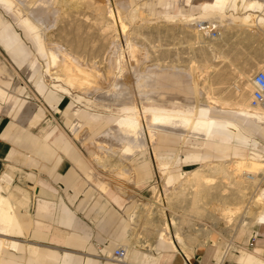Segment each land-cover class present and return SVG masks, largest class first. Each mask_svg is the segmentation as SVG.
I'll use <instances>...</instances> for the list:
<instances>
[{
  "label": "bare ground",
  "instance_id": "obj_1",
  "mask_svg": "<svg viewBox=\"0 0 264 264\" xmlns=\"http://www.w3.org/2000/svg\"><path fill=\"white\" fill-rule=\"evenodd\" d=\"M194 1L201 3L203 13H192L185 0L180 1V11L175 14L166 11L170 7L160 6L157 1L138 2L134 8L129 0H0V8L11 12L15 24L24 32L25 39L36 48L21 67L19 78L23 74L33 80L38 68L35 58L42 57L44 64L40 84L48 85L55 92L76 101L78 105H75V113L81 108L80 105H84L88 109H108L119 117L105 133L106 139L95 142L98 146L117 151L120 147L121 151L117 154L126 160L140 154H147L150 158L154 196L148 201H142L132 194L128 196L132 201L131 245L123 261L114 260L113 252L106 254L108 260L126 264L128 258H133L138 250L143 249L151 255L155 244L163 242L175 249L185 264L184 256L189 259L184 252L186 247L195 248L219 242L220 236L229 243L240 242L250 229L264 220V153L255 147V139L236 121L219 119L211 114L212 110L233 111L264 127V106L252 105L256 88L254 75L264 71V65L257 68L259 71H240L233 81L221 82L218 66L213 63L219 62L221 41L225 40V34L221 36L218 31V36L211 37L199 28V23L203 21L225 24L232 21L243 29L259 27L264 31V0ZM231 1L237 5L238 13H225ZM81 4L89 7L96 4L94 17L88 15L87 11L83 13V10L80 11L81 16L75 15L77 11H72L74 16L70 14L73 8ZM153 4L156 11L162 10L165 24H159L158 14L154 15L157 17L155 19L151 17L150 6ZM183 5L188 8L185 10ZM249 10L259 14L240 13ZM65 14L79 20L77 28L81 34L75 35L80 36L79 40L67 39L65 43L60 36L61 42L53 34L54 29L50 36H46V31L56 24L58 17ZM74 20L70 22L74 23ZM153 20L158 23L151 25ZM133 21L137 25L131 26ZM173 23H179L181 31L189 37L186 40L190 50L187 62L180 64L173 59L171 62L162 61L158 54L154 55L152 62H145L148 54H145L146 43L149 44L148 49L154 48L161 35L173 33ZM92 29L98 35L96 39L106 40L103 44L106 50L98 47L100 52L96 50V53L100 56L101 51L105 50L103 56L97 57L93 53L87 58V51L82 52L89 45L84 40V33L89 34ZM89 50L91 52L93 49ZM198 51H201V59L194 56ZM0 73L14 78L9 86L0 82L1 98L23 87L1 58ZM227 87L234 88L236 102L232 103V99L223 97ZM105 101H109V104H104ZM36 106L29 100L26 113L30 114ZM219 130H227L235 135L236 143L215 142V152L191 171L175 172L174 161L178 157H168L169 160L160 158L150 149L157 143L160 132L178 135L185 142L188 137L208 140ZM90 154L94 155V152L91 150ZM3 182L0 184V230L10 233L12 229H18L22 233L29 223L21 209L5 194L9 190V179ZM122 193L126 195L128 192ZM213 199L220 202L218 217H214L217 212L213 215L207 211L206 206ZM207 215L214 219L213 226H207ZM223 218L226 220L225 226H220ZM0 243L16 245L8 240ZM235 248L241 247L237 245Z\"/></svg>",
  "mask_w": 264,
  "mask_h": 264
},
{
  "label": "crops",
  "instance_id": "obj_2",
  "mask_svg": "<svg viewBox=\"0 0 264 264\" xmlns=\"http://www.w3.org/2000/svg\"><path fill=\"white\" fill-rule=\"evenodd\" d=\"M142 1H157L161 5L176 8L177 12L180 11L181 0H129L133 7ZM185 2L192 13H203L200 2L194 0H185ZM196 6L200 9L199 12L193 10ZM240 6L241 4L238 7ZM236 8L237 5L231 1L226 6L225 13H238ZM249 12L259 14L255 10L240 11V13ZM219 24L226 33L223 38L225 40L221 41L219 64H215L218 66L220 81H233L240 71H259L257 68L264 65V42L261 47L256 30L262 33L264 31L259 27L243 29L232 21L226 24L219 22ZM25 40L16 31L13 23L5 20L0 12V44L19 70L33 54V49ZM2 62L6 65L3 60ZM12 71L16 74V71ZM13 79L0 73V82L6 86H9ZM27 80L34 84L37 93L44 96L53 109L63 112L65 124L73 136L61 125H54L52 118L46 121V126H42L39 132L32 130L40 127L41 122L46 119V111L43 107L36 106L30 114L26 113L29 99L23 97L27 93L25 87L21 86L22 88L16 92L10 91L4 101L5 97L0 96V164L1 161H8L6 169L0 174V184L4 183V179H9V190L5 194L21 209L29 223L22 233H19L18 229H12L10 233L0 230V242L8 240L16 243L10 246L0 243V264H124L108 259L103 261L100 253L104 255L112 253L117 247H124L127 250L131 245L132 201L108 181L94 174L93 168L82 154L83 150L76 143L80 141L87 147V145H97L95 142L98 140L104 141L105 133L115 125L119 117L113 114L105 117L101 113H94L82 107L77 114L74 109L78 104L71 97L55 93L48 85H41L40 81L36 80V76L34 81ZM225 92L227 93L223 94V97L232 99V103L236 102L237 97L233 87L225 88ZM64 97H69L70 101L61 110L60 104ZM213 111L218 110H212L211 114ZM218 112L225 114L218 117L223 120L237 121L241 116L228 110ZM237 123L251 134L256 141L257 149L264 153V149L260 147V142L255 137L258 134L264 138V134L244 127L241 122ZM232 135L227 130H219L208 140L200 138L192 140L193 137H188L184 142L178 135L160 132L157 143L150 149L160 158L169 160L178 157L179 160L174 161V169L183 171L181 168L183 164L199 163L196 155L204 154L206 151L215 152L217 142L227 143L230 138L233 142L235 137ZM182 142L196 144L198 147L189 149L187 154L182 155ZM104 148L116 154L121 151L120 147L118 151ZM95 154L94 152L95 159L98 160ZM47 159L56 161L54 170L42 164L41 160ZM104 161L106 160H102ZM129 161L136 164L134 170L137 173L138 185H143L153 178L150 158L147 154L137 155ZM113 162L117 163L119 159L115 158ZM22 171L26 175H21ZM30 188L33 189L31 192ZM33 202L35 209L32 207L34 213H31L29 206ZM253 238L255 242L252 241ZM241 242L244 245H238L241 248L232 250L231 256H229L232 252L229 246H225L220 253L221 241L195 248L186 247L184 252L193 264H264V220L254 229H250L238 243ZM248 244L253 250L246 248ZM152 254L148 255L140 249L133 258H128L126 264H160L161 261L183 264L176 250L163 242L155 244ZM214 256L218 262L212 259Z\"/></svg>",
  "mask_w": 264,
  "mask_h": 264
},
{
  "label": "rangeland",
  "instance_id": "obj_3",
  "mask_svg": "<svg viewBox=\"0 0 264 264\" xmlns=\"http://www.w3.org/2000/svg\"><path fill=\"white\" fill-rule=\"evenodd\" d=\"M159 5L161 6V4H159ZM94 6L89 7L86 4H84V5L81 4V5H79L78 8H75V9L73 8V10H71L70 14L71 15L73 14V16H74V13L72 11H75V13L77 11V13L78 12L79 13L78 14L76 13L75 15H80L81 14L80 11L83 10V13H85V11H87L88 15L91 14L90 16L91 17H94V14H95V7ZM84 7H86L85 8L86 10H84ZM150 7H152L151 8L152 10L150 12V14L152 15L151 17H153V19H155L157 17H155L154 15H157L158 14L159 15L158 16L159 19H157V21L159 22V24L160 25H162V23L165 24L166 22L163 20L162 15H161L162 14V10L156 11L155 8H154V4H153V6H150ZM88 8H89V10H88ZM183 8L186 10L188 8V6L187 5L186 6L183 5ZM92 9H93V11H92ZM4 10L5 9L0 8V12H1L2 16L5 18V20H8V21L12 22L13 23V26L16 29V31H18L20 33V35L25 39L24 32L22 31V29L20 28V26H18L17 24H15L16 22H14L15 20H14V17L11 16L12 15L11 12L10 11H7V10L4 11ZM193 10L195 12H199L200 11V9L197 6L194 7ZM166 11H170V13H172V14L177 13V9L176 8H173V7H170L169 9L166 8ZM92 13H93V15H92ZM70 14H65V15H63L61 17L59 16L58 19H57L56 24L51 29H49L50 31L49 30L46 31L48 33V35H46V36H50L53 33V31L55 30L53 34L54 35L56 34L55 36H56V38L58 37L59 41H61L63 39L62 41L66 43L67 39L70 40V39L77 38V40H79L80 36L79 37L78 36H75L77 34H81V33H79V29L77 28V25H78L77 24L78 23L77 21H79V20H74L72 18L73 16H71V17L69 16ZM65 18L68 21L64 20ZM60 19H61V21L59 23V20ZM71 20H74V23L73 22H70ZM153 21L151 22V25H154V24L156 25V22L157 21L156 20H153ZM57 23L60 24V27L58 26L59 24H57ZM211 23H213V22H211ZM214 23L213 24L217 27V30L221 33V35H224V34L226 35V33H225L222 25H220L218 22H214ZM135 25H137V22L135 24V21H133L131 23V26H135ZM56 26H58V27H56ZM64 26L65 27L68 26V27H66V29L64 30V28H65ZM172 26L173 27L175 26L173 33L172 34H168V35L167 34L166 35H161V38L157 39L158 41L155 42V45L156 44L157 45L154 48L149 47V49H148L149 44H148V42L146 43L145 54L146 53H148V54H146L147 57L145 56V60L147 59V61H145V62H152V59H153L154 55H156V54H158L163 59L162 61H166L167 62V61H170V60L171 61L175 60L177 63L179 62L180 64H185L187 62V59L189 57L188 56L189 55V52L188 51H190V50L188 48V44H187L186 40H187V38L189 40V37H187V35H186L185 32L181 31V28L179 26V23H175V24L173 23ZM49 32H50V34H49ZM55 32H57V33H55ZM256 33L259 36L260 46L262 47L263 46L262 44L264 42V33H262L261 31H258V30H256ZM57 34H59V35H57ZM86 34L87 33H84V35L86 36V39H84V40L86 41L87 45L89 44L88 45V46H90L89 48L90 49L91 48L93 49V50H91V52H90V50L88 52V49L89 48L87 46L86 47L87 50L86 49H84V51L82 50V52H86L87 51L85 53L86 56L89 55L91 57V55L93 53H95L94 55H96L98 52H100V49L99 48H101V47H102L101 50L105 49V48H103V46H104L103 44L106 42V40H103L104 38H101L102 40L99 39V38L96 39V36H98V35H97V33H96V31L94 29H92L89 32V34H87L91 38H94L95 37L93 40L91 38H89ZM64 35H66V36H64ZM60 36H61L62 39L59 38ZM65 37H67V38H65ZM26 42L31 47V49H33L34 51L36 50V48L34 47V45H32L31 42L30 43H29V41H26ZM92 42H94V44ZM95 44L96 45L98 44V45L95 46ZM95 47H96V49H95ZM185 47H187V48H185ZM94 50H95V52H94ZM96 50H98L97 53H96ZM146 50H147V52H146ZM186 50H187V52H186ZM79 51H81V50H79ZM104 51H101L102 54H103ZM165 51H167V52H165ZM199 52H200V54H199ZM196 53H197V55H194V56H196V57L198 56V58L201 59L202 58V57H200L201 56V51H198ZM102 54L100 53V56H103ZM85 55H83V56L86 58ZM98 56L99 55L97 54V57ZM104 56L106 57V55H104ZM0 57L6 63L7 66L8 65L10 66V67L8 66V68H10L11 70L16 71L15 76H16V80H17L19 78V72L21 73V71L19 70V68L16 65V63L12 60L11 56L7 53V51L2 47L1 44H0ZM87 58H88V56H87ZM258 58H260V57L258 56ZM35 59H36V63H37L36 65H38L37 74H36V80H38V81L41 82V79H42V65L44 64V62H43L44 59L42 57H40V56H37ZM213 64H219V62L218 61H215ZM101 66H103V65H101ZM110 72L111 71H109V73ZM27 79L28 78H26V75H23V74L19 78V81H20L19 82V85L25 87L26 92H27L23 97L24 98L26 97L28 99L30 98L29 99L30 101H32L35 104H37V106L43 107L45 109V111H46V119H44L41 122L40 127H38V128H32V130L34 132H39V129L42 126H46V124H45L46 121L49 118H52V121H53V124L54 125H61L71 136H73L72 133H71V131H70V129H69V127L66 126V124H65V115L63 114V112H58V114L56 115L55 114L56 110L53 109L52 105L48 102V100L44 96L39 95L37 93V91H36V88H35L34 84L31 83V82H28ZM29 96H31V97H29ZM69 101H70V98L69 97H64L63 101L60 104L61 110H63L65 108L66 104ZM103 103L104 104H109V101H105ZM170 105L172 106V104H170ZM80 106L82 108H86V106H84V105H80ZM173 106H178V105H173ZM86 109H88V108H86ZM88 110H90L91 112H94V113H101L105 117L110 116V114H111L110 113L111 111H109L108 109H103V108H94V107L92 108L91 107ZM1 114H4V113H1ZM4 115H6V114H4ZM220 115L221 116H224L225 114L223 112H218V111H213L212 112V116L213 117L218 118ZM236 122H241L244 125V127H247L250 130L251 129L252 130H258L260 132V134H262V135L264 134V127H262V126H260V125H258L256 123H254L250 119L244 118L243 116H239ZM84 133L86 135V132H84ZM234 137H235V135H234ZM255 137L260 142V147L262 149H264V138L261 135H258V134H256ZM192 140H195V137H193ZM76 143L83 150V153L82 154L87 159V161L90 164V166L93 168L94 174H96V176H98L100 179L108 181L109 184H112V186H115V187H118L119 186L120 189H118V190L121 191V192L127 191L128 193L125 195L126 197L127 196H130L132 194V195L136 196L137 198H140L142 201H148L149 199H152L153 198L154 192H153V189H152V185L154 183V176L150 180L146 181L143 185H138V182H137L138 181L137 173H135V170H134V167H135L136 164L134 162L129 161V160H126V159H123L122 157H119L116 154V152H113L112 150H109L107 148H101L100 146H97V145H87V147H86L80 141H76ZM227 143L234 145L236 143V138L233 139V142H232V139L230 138L229 141H227ZM197 147H198V145H196V144L184 143V144L181 145V149H182L181 154L182 155L187 154V152H188L189 149L197 148ZM91 150L97 154V157L99 158L98 160L95 159V156L94 155H91L90 154ZM211 154L212 153L206 151V153H204V154H198V155H196L195 157H196V159L199 160V163H186V164H183L182 167H181L182 170L183 171H191V170H193L194 168H196V167H198L200 165V161L205 160L208 157L210 158V155ZM115 158L116 159H119V162H117V163L113 162V160ZM102 160H106V161L102 162ZM41 162H42V164H45L47 167H49V169L54 170V167L53 166H54V163L56 162L54 159L41 160ZM7 163H8V161L7 162L6 161H1V164H0V174L2 172H4V170L6 169V164ZM174 170H175V172L181 171V170H177V169H174ZM28 172L31 173V171H28ZM21 175H26V174H24V171H22V174ZM47 175H48V173H47ZM32 190L33 189H31L29 191L31 192ZM33 194H34V192H33ZM29 197L32 198L31 195H29ZM219 203L220 202H217V200L213 199L206 206L207 207V211L208 210L210 211L209 213L212 212V214L215 215V213L217 212L214 217H218L219 216V215H217V214H219V206H220ZM217 204H218V207H217ZM253 204H254V201H253ZM249 206H252V205H249ZM29 207H30V210L29 211L31 213H34L33 212L34 210H32V207H34V209H35V202H33V204H31ZM216 208H217V210H216ZM168 214H170L169 211H168ZM240 215H241V212L238 214V216H240ZM205 217H206V219H205L206 221L205 222H206L207 226H209V225L210 226H213L214 219L211 218V217H209L208 215L205 216ZM220 222L221 223L219 225L220 226H223L225 224L224 222H226V220L223 218V219L220 220ZM220 237H221V239H220V241H221V245H220L221 246V252L220 253H222V250L225 249V246L228 247V245H229V247H230L229 249L232 251V250L236 249L235 246H237V245H242L243 246L244 245L242 242L241 243H238V242L229 243L228 240H226L224 237H222V236H220ZM254 240L255 239H253L252 241H254ZM219 242H214L212 244H217ZM222 245H223L224 248L222 247ZM246 248H248L249 250H253V249L250 248V245L249 244L246 245ZM232 254H233V251L229 253V256H231ZM100 258L103 261L106 260V259L102 258V253H100ZM212 259L213 260L215 259L217 261V259H216L215 256L212 257ZM216 261H214V262H216ZM160 264H171V263H165L164 261H161Z\"/></svg>",
  "mask_w": 264,
  "mask_h": 264
},
{
  "label": "built area",
  "instance_id": "obj_4",
  "mask_svg": "<svg viewBox=\"0 0 264 264\" xmlns=\"http://www.w3.org/2000/svg\"><path fill=\"white\" fill-rule=\"evenodd\" d=\"M200 31L210 35L211 37L218 36V30L208 21L199 23ZM255 91L252 98L253 106H264V71H259L254 75ZM57 115L58 112L56 111ZM254 239V238H253ZM126 256V249L124 247H117L113 251V258L117 261H123ZM185 257V264H192V262ZM102 258L107 259L108 257L102 253Z\"/></svg>",
  "mask_w": 264,
  "mask_h": 264
}]
</instances>
